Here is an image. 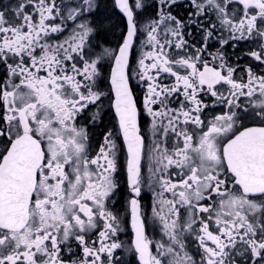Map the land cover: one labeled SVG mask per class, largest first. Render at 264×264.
Instances as JSON below:
<instances>
[{
	"label": "flooded vegetation",
	"instance_id": "1",
	"mask_svg": "<svg viewBox=\"0 0 264 264\" xmlns=\"http://www.w3.org/2000/svg\"><path fill=\"white\" fill-rule=\"evenodd\" d=\"M139 228L264 264V0H0V264H146Z\"/></svg>",
	"mask_w": 264,
	"mask_h": 264
},
{
	"label": "water",
	"instance_id": "2",
	"mask_svg": "<svg viewBox=\"0 0 264 264\" xmlns=\"http://www.w3.org/2000/svg\"><path fill=\"white\" fill-rule=\"evenodd\" d=\"M236 1H238L240 3H247V2H250L252 0H236ZM127 8H128V6H127ZM130 17H132V14L130 15ZM14 144L15 145H20V144H22V142L16 141ZM36 150L37 149H35V151ZM37 163L38 162H36V164L34 166V169L36 168ZM4 165H7V162H4L3 167H4ZM31 169H33L32 166H31ZM32 178H33V176H32ZM139 229H140V231H137L136 229H134V232H135L134 246H135L136 251L139 253L140 261L143 262V259H144V261L146 262V264H148L147 263L148 251H147V248H146V246H145V244L143 242V232H142L141 228H139Z\"/></svg>",
	"mask_w": 264,
	"mask_h": 264
}]
</instances>
